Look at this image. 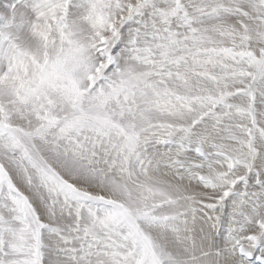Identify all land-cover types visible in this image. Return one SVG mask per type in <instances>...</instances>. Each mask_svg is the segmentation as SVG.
<instances>
[{
  "label": "snow or ice",
  "instance_id": "1",
  "mask_svg": "<svg viewBox=\"0 0 264 264\" xmlns=\"http://www.w3.org/2000/svg\"><path fill=\"white\" fill-rule=\"evenodd\" d=\"M0 264H264V0H0Z\"/></svg>",
  "mask_w": 264,
  "mask_h": 264
}]
</instances>
